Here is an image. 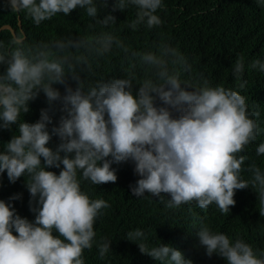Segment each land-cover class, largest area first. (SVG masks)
Here are the masks:
<instances>
[{
    "label": "clouds",
    "instance_id": "9594fccd",
    "mask_svg": "<svg viewBox=\"0 0 264 264\" xmlns=\"http://www.w3.org/2000/svg\"><path fill=\"white\" fill-rule=\"evenodd\" d=\"M4 3L37 27L80 9L93 21L89 27L106 30L33 43L20 30L7 42L0 41L4 69L0 130H11L13 125L17 129L0 151V174L6 173L10 183L25 177L29 211L35 217L31 222L21 218L10 203L0 200V264H85L84 252L91 251L96 237V220L110 205L91 199L82 191L81 181L96 186L116 183L113 164L132 162L139 179L129 185L131 194L137 198L150 194L167 209L194 204L206 211L215 204L228 215L236 191L250 188L264 216V170L256 163L243 167L249 159L243 153L261 132L256 119L260 113L250 111L247 98L238 91L212 86L203 73L195 83L182 82L180 69L188 73L191 65L169 44L158 45L156 51H135L111 31L117 25L111 13L129 7L137 9L128 25L133 31L141 25L149 30L161 26L157 12L163 8L162 0H111L102 19L97 17L109 7V0ZM114 50L128 64L122 78L81 79L80 73L89 76L93 63ZM170 63L180 68L170 69ZM244 67L241 57L232 71L240 89L247 84L241 82ZM137 68L146 75L138 76ZM250 68L264 72V63L254 60ZM69 77L76 83L74 90L68 86ZM54 85H63L64 95ZM40 93L48 108L40 110L35 123L24 122L21 118L30 111L29 103ZM55 103L62 115L49 131ZM53 136L59 139L55 150L47 146ZM255 152L264 156V142ZM51 168L61 170L57 175L46 170ZM244 172L250 174L248 178ZM196 236L209 258L215 254L226 264H264V251L243 239H230L203 223ZM125 239L156 264H192L169 245L149 247L140 229L129 231ZM110 245L111 240L103 238L96 245L101 259Z\"/></svg>",
    "mask_w": 264,
    "mask_h": 264
},
{
    "label": "trees",
    "instance_id": "16d2710c",
    "mask_svg": "<svg viewBox=\"0 0 264 264\" xmlns=\"http://www.w3.org/2000/svg\"><path fill=\"white\" fill-rule=\"evenodd\" d=\"M163 8L157 15L163 21L162 25L151 30L143 25L133 31L128 25L136 17L134 7L125 12L111 13L116 17L117 25L111 31L125 40V43L135 51H156L158 45L167 43L185 58L191 65L188 73L181 70V80L195 83L199 74L203 73L212 86L222 85L238 91L247 98L250 111L259 112L258 120L261 132L256 141L251 144L244 155L249 159L243 167L256 163L264 170V156H256V147L264 142V72L250 68L254 60L264 63V0H162ZM111 9H104L98 19H102ZM18 17L20 28L18 27ZM93 21L86 17L83 10L77 9L68 16L58 15L50 21H44L40 26H34L23 13H12L7 9L4 0H0V28L10 26L18 32L23 30L29 43L95 34L106 29L99 25L89 27ZM9 30L0 31V41L7 42L11 37ZM243 57L244 72L241 82L246 80L244 89L232 75L233 67L238 58ZM128 64L123 55L114 50L105 59L93 63L92 71L80 73L81 79L95 81L105 78V82L113 78H122ZM170 69H179V65L169 64ZM4 69L0 67V72ZM137 75L143 77L146 73L137 68ZM68 86L73 90L75 81L69 77ZM61 95H64L63 85H54ZM136 87L133 88L135 95ZM159 105V101H157ZM60 105L54 104L53 123L49 131L58 124ZM48 108L43 93L29 103L30 111L22 116L27 123H35L39 119L40 110ZM16 126L11 130H0V151L11 136L16 133ZM59 144L58 137L53 136L47 145L51 149ZM43 163V162H42ZM118 177L116 183L93 185L89 181H81L82 191L91 199H103L110 207L101 210V215L95 223L96 237L91 251L85 250V264H156L151 257L141 254L136 244L127 241L129 231L140 229L145 233L149 247L159 244L169 245L183 254L192 264H226L217 255L209 258L205 248L200 246L196 232L200 224H206L212 231L226 234L230 239H243L259 251H264V216L260 215L259 203L254 190H237L234 196L235 206L230 208V214H221L215 204L206 211L194 204L182 205L178 209H167L150 194L135 197L131 194L129 185H134L139 177L134 173L132 162L113 164ZM57 175L61 169H46ZM244 178L249 177L244 172ZM19 195V199L10 197ZM0 200L10 203L17 215L30 222L34 214L29 211L30 195L25 187V177L10 183L6 173L0 174ZM167 200V197H165ZM191 208V211L189 210ZM15 234V233H14ZM111 240L110 252L101 259L96 245L101 239ZM135 243H138L135 242Z\"/></svg>",
    "mask_w": 264,
    "mask_h": 264
},
{
    "label": "water",
    "instance_id": "95a60500",
    "mask_svg": "<svg viewBox=\"0 0 264 264\" xmlns=\"http://www.w3.org/2000/svg\"><path fill=\"white\" fill-rule=\"evenodd\" d=\"M18 27L20 28V21H19V17H18ZM1 30H9L10 32H11V34H13L14 33V31L12 30V28L10 27V26H7V25H5V26H2L1 28H0V31Z\"/></svg>",
    "mask_w": 264,
    "mask_h": 264
}]
</instances>
